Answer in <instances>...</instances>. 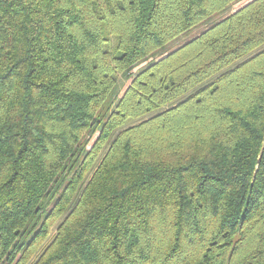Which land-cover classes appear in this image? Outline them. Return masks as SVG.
Wrapping results in <instances>:
<instances>
[{
	"label": "trees",
	"instance_id": "16d2710c",
	"mask_svg": "<svg viewBox=\"0 0 264 264\" xmlns=\"http://www.w3.org/2000/svg\"><path fill=\"white\" fill-rule=\"evenodd\" d=\"M241 1L0 0V264H264Z\"/></svg>",
	"mask_w": 264,
	"mask_h": 264
},
{
	"label": "rangeland",
	"instance_id": "374dc122",
	"mask_svg": "<svg viewBox=\"0 0 264 264\" xmlns=\"http://www.w3.org/2000/svg\"><path fill=\"white\" fill-rule=\"evenodd\" d=\"M244 1H246V0H242L240 3L244 2ZM234 8H235V5H234V6H232V7L229 9V11H228V12H230V11L234 10ZM53 232H54V230H53Z\"/></svg>",
	"mask_w": 264,
	"mask_h": 264
}]
</instances>
